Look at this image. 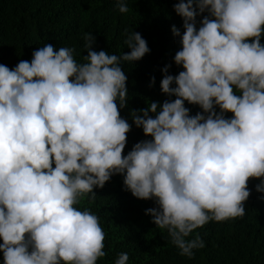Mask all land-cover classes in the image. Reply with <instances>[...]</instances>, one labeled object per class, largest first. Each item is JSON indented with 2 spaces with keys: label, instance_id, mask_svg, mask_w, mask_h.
Returning a JSON list of instances; mask_svg holds the SVG:
<instances>
[{
  "label": "clouds",
  "instance_id": "1",
  "mask_svg": "<svg viewBox=\"0 0 264 264\" xmlns=\"http://www.w3.org/2000/svg\"><path fill=\"white\" fill-rule=\"evenodd\" d=\"M116 3L129 11L128 0ZM174 11L184 29L171 28L181 45L174 63L183 70L170 75L166 65L160 88L175 99L130 111L151 139L126 155L122 65L150 52L139 32L128 33L122 55L92 50L85 33L81 63L74 48L47 43L30 61L0 64L3 264H97L106 234L76 205L114 175L133 197L154 200L145 214L189 258L205 246L198 232L186 239L195 230L246 214L250 180L264 193V0H178ZM185 102L201 111L191 115ZM128 261L122 252L114 264Z\"/></svg>",
  "mask_w": 264,
  "mask_h": 264
},
{
  "label": "trees",
  "instance_id": "2",
  "mask_svg": "<svg viewBox=\"0 0 264 264\" xmlns=\"http://www.w3.org/2000/svg\"><path fill=\"white\" fill-rule=\"evenodd\" d=\"M176 2L128 0L129 11L121 13L116 0H0V64L14 68L20 60L30 61L33 51L47 43L57 49L74 48V57L81 63L87 55L85 33L95 37L92 50L122 55L131 51L125 44L128 33L139 32L150 52L139 61L122 65L129 91L127 107L120 114L132 125L127 134L126 155L135 143L151 139L135 126L130 111L144 109L151 101L162 104L175 99L161 92L160 83L166 65H171L170 75L183 70L174 63L181 45L171 28L175 25L181 34L184 31L182 18L174 11ZM201 18L197 17V27ZM185 106L191 115L201 111L197 105L185 102ZM231 115L227 113L226 117ZM258 183L249 181L251 194L242 218L209 222L186 238L192 239L198 232L205 244L193 250L192 258L180 255L167 231L157 228L152 217L145 214L146 209L156 207L154 200L133 197L125 190L121 175L112 176L102 189H94V200L85 197L76 207L96 214L106 234L107 255L97 264H114L122 252L129 256L127 264H264V193L256 191Z\"/></svg>",
  "mask_w": 264,
  "mask_h": 264
}]
</instances>
